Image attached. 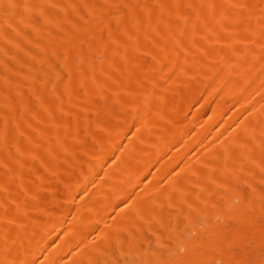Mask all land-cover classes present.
<instances>
[{
  "label": "bare ground",
  "instance_id": "1",
  "mask_svg": "<svg viewBox=\"0 0 264 264\" xmlns=\"http://www.w3.org/2000/svg\"><path fill=\"white\" fill-rule=\"evenodd\" d=\"M211 263L264 264V0H0V264Z\"/></svg>",
  "mask_w": 264,
  "mask_h": 264
},
{
  "label": "rangeland",
  "instance_id": "2",
  "mask_svg": "<svg viewBox=\"0 0 264 264\" xmlns=\"http://www.w3.org/2000/svg\"><path fill=\"white\" fill-rule=\"evenodd\" d=\"M99 59H100V58H97V60H99ZM220 221H222V222H223L224 220L222 219V220H220ZM211 264H212V263H211ZM213 264H214V263H213ZM215 264H216V263H215ZM218 264H219V263H218Z\"/></svg>",
  "mask_w": 264,
  "mask_h": 264
}]
</instances>
